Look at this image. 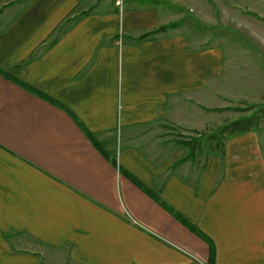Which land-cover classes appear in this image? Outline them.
Here are the masks:
<instances>
[{"label":"crops","instance_id":"1","mask_svg":"<svg viewBox=\"0 0 264 264\" xmlns=\"http://www.w3.org/2000/svg\"><path fill=\"white\" fill-rule=\"evenodd\" d=\"M147 1L0 0V264H207L208 243L213 264H264L257 132L226 137L196 174L179 150L136 146L154 123L204 130L224 83L249 88L231 77L241 56L196 46Z\"/></svg>","mask_w":264,"mask_h":264},{"label":"rangeland","instance_id":"2","mask_svg":"<svg viewBox=\"0 0 264 264\" xmlns=\"http://www.w3.org/2000/svg\"><path fill=\"white\" fill-rule=\"evenodd\" d=\"M91 1L114 3L124 0ZM196 4L199 11L194 7ZM140 5H159L169 13L178 14L176 26L186 34L198 37L196 46L219 47L227 61L231 53L241 56L240 70H235L240 73L231 77L249 80V88L243 92L244 99L230 88L229 81L224 83L227 87H224L221 99L214 101L219 107H214V104L208 106L211 108L206 109L205 129L198 133L160 122L140 129L136 145L140 151L148 156L163 158L171 151L179 150V158L192 160V169L196 174L205 158L219 154V145L223 146L228 137V130H222L234 122L247 120L248 123L243 126L247 131L258 133L264 152V14L258 16L245 10L237 0H149ZM17 238L20 245L25 244L23 236Z\"/></svg>","mask_w":264,"mask_h":264},{"label":"trees","instance_id":"3","mask_svg":"<svg viewBox=\"0 0 264 264\" xmlns=\"http://www.w3.org/2000/svg\"><path fill=\"white\" fill-rule=\"evenodd\" d=\"M168 27H171L170 25H166V26H162V27H160V28H158L157 30H154V31H151V32H148V33H145L144 35H142L141 36V38H148V37H152L153 35H155L156 33H159L160 31H163V30H165L166 28H168ZM140 38V39H141ZM2 75L3 76H6V74H3L2 73ZM43 98H45L44 96H43ZM45 99H47V98H45ZM244 123H248V121L247 120H240V121H237V122H234L232 125H230L229 127H226V128H224L222 131L223 132H225V131H227V136H231V135H235V134H240V133H244V132H246L247 131V128H245L243 125H244ZM82 129V128H81ZM84 134H85V136L89 139V141H91V143H93V145L95 146V147H97L98 148V144L93 140V137H92V135L91 134H89L88 132H86V131H84ZM220 146V148H222L223 146L220 144L219 145ZM220 153H222V150L220 151ZM113 164H114V162H113ZM122 174H123V176H125L127 179H129L136 187H138L139 189H142L143 190V188L140 186V184H138L131 176H129L127 173H124V172H121ZM148 194L154 199L155 197H154V195H153V193H149L148 192ZM179 222L182 224V225H184V226H186V223H185V221L184 220H182V219H179ZM207 264H213V248H212V246H211V244L210 243H208V258H207Z\"/></svg>","mask_w":264,"mask_h":264}]
</instances>
